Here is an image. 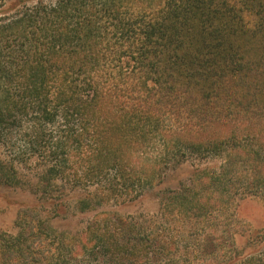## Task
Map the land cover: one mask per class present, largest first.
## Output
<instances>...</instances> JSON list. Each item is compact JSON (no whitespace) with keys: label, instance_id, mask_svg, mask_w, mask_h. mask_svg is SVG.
Returning <instances> with one entry per match:
<instances>
[{"label":"trees","instance_id":"16d2710c","mask_svg":"<svg viewBox=\"0 0 264 264\" xmlns=\"http://www.w3.org/2000/svg\"><path fill=\"white\" fill-rule=\"evenodd\" d=\"M232 1L0 0V183L18 187L34 163L39 197L0 264H198L174 257L197 242L217 253L238 196L264 198L248 118L263 116L264 41L254 53L241 28L240 3L257 0ZM208 159L223 164L157 190L172 164ZM153 195L151 217L117 210ZM68 214L87 217L80 235L51 225ZM236 251L228 264H264Z\"/></svg>","mask_w":264,"mask_h":264},{"label":"rangeland","instance_id":"374dc122","mask_svg":"<svg viewBox=\"0 0 264 264\" xmlns=\"http://www.w3.org/2000/svg\"><path fill=\"white\" fill-rule=\"evenodd\" d=\"M258 2H262V0H257L256 4L249 3L248 1L240 3L241 6H245L252 11V13L242 12L246 24L242 25L241 28H248L249 31L245 36H247L249 45L252 46L254 53L263 52V48L260 47V42L264 41V22L261 21L262 17L260 16V11H258L260 10ZM228 4H234V1L228 0ZM233 23L237 24V20H234ZM255 32L257 34H255V37H252ZM258 106L261 108V111L258 112L263 114V116L251 114L248 115V118H252L254 121L250 122L254 125V129L251 132L258 139L257 142L264 143V102H260ZM243 137L248 136L243 135ZM250 138H253L251 134ZM250 142L255 143L256 141ZM5 153L4 148L0 146V164L6 162ZM222 164L223 160L221 159H208L204 161L186 160L180 164H172L164 172L163 183L159 185L157 190L170 193L172 190L192 187L194 185L193 178L197 170L205 167L218 169ZM34 166L35 164L33 163ZM33 167H30V169L25 168L24 170L20 169L22 184L18 187H7L0 183V244L5 238L16 236L18 233L17 219L21 208L28 204H37L39 201V197L34 191V184L36 182L35 174L37 171ZM158 202L159 199L153 195L133 204L118 206L117 210L126 216L151 217L156 214ZM229 219L233 221L232 224L223 227L221 222L218 228V231L225 228L229 231V234L224 235L225 240L219 243L220 248L216 254L212 253L213 247L208 242H197V246L195 248H188L189 250L184 249V247H179L175 251V259L187 262L194 261L198 264H228L234 261L233 256L236 250L243 254L258 250L264 251V198L260 196H245V194L239 195L235 207V215ZM87 222V217L80 214L61 215L50 220L51 225L58 231L67 230L66 228H68L73 234L77 235L82 233ZM232 233H235V235L230 238V234ZM186 234L188 235V233ZM211 234H214L211 236H215L216 233ZM187 251L190 252V254L188 253L189 255ZM148 257L149 255L141 257L134 264H148ZM166 257L167 255H164L160 259L164 262Z\"/></svg>","mask_w":264,"mask_h":264}]
</instances>
